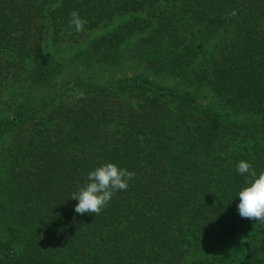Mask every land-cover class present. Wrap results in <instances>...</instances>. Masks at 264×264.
<instances>
[{"label": "trees", "instance_id": "trees-1", "mask_svg": "<svg viewBox=\"0 0 264 264\" xmlns=\"http://www.w3.org/2000/svg\"><path fill=\"white\" fill-rule=\"evenodd\" d=\"M239 161L264 170V0H0V264H264ZM106 162L135 178L77 214Z\"/></svg>", "mask_w": 264, "mask_h": 264}, {"label": "clouds", "instance_id": "clouds-1", "mask_svg": "<svg viewBox=\"0 0 264 264\" xmlns=\"http://www.w3.org/2000/svg\"><path fill=\"white\" fill-rule=\"evenodd\" d=\"M229 15L235 16L232 10ZM87 20L80 17L79 13H71L70 24L77 32H82ZM76 97L84 98V93L77 90ZM236 171L244 176L245 186L236 194L239 197L237 210L241 218L254 220L264 224V170L259 173L249 162L239 161ZM135 178V173L117 166L115 163L106 162L87 173L84 184L77 185L71 199L78 201L74 207L77 214L99 215L118 191H126L129 181Z\"/></svg>", "mask_w": 264, "mask_h": 264}]
</instances>
